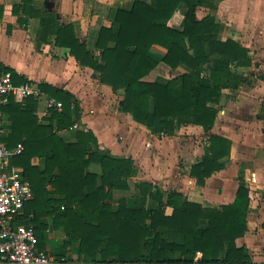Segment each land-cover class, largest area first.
<instances>
[{
    "label": "crops",
    "instance_id": "obj_1",
    "mask_svg": "<svg viewBox=\"0 0 264 264\" xmlns=\"http://www.w3.org/2000/svg\"><path fill=\"white\" fill-rule=\"evenodd\" d=\"M135 1L34 0V7L54 15L63 26H73L76 36L101 64L102 53L97 48L101 28L111 27L117 11L131 9ZM141 1L151 4L153 0ZM199 1L197 18L213 19L219 28V40H233L248 50L251 65L234 71L250 83L223 91L211 130L182 125L173 133L156 134L123 109L124 88L114 90L104 83L100 72L82 65L69 48L57 45L56 37L39 40L41 20L24 14L22 8L14 13V7H22V0H0V66L13 73L17 85L29 82L39 90L36 95L24 98L17 94L10 100L14 106L31 111L28 118L34 119L37 126V133L32 135V139L37 138L32 141L34 150L42 151L30 158L21 159L18 155L12 160V164L28 176L33 190L20 218L23 224L35 230L38 247L60 263L98 262L80 254L79 242L66 246L68 236L64 218L57 214L61 195L53 185L60 174L57 165L61 162L53 163L43 155L44 140L51 128L67 143H75L78 132L91 133L95 142L89 144L86 158L90 154L104 155L119 163L120 167L110 173L114 187L110 191L107 188L105 200L113 212H119L123 207L131 210L144 207L152 212L163 211L171 218L176 208L169 204V198L174 193L182 196V203L188 201L204 208H219L232 204L240 182H245L250 190L248 230L236 240V245L245 248L249 256L243 264H264V0ZM187 12L188 4L180 3L169 26L181 29ZM166 54L167 49L162 46L151 47L149 56L160 65L143 80L165 84L174 74L188 71L184 65L175 71L164 65L162 61ZM42 85L72 95L71 107L75 116L72 127L57 128L56 122L52 121L56 110L49 107L50 100L57 99L42 90ZM6 106L1 119V140L8 145L7 141L14 134L12 114L15 115V110L9 112ZM77 111L79 117H76ZM29 131L31 129L27 127L22 128L23 136H19L17 144L28 142L26 132ZM212 135L229 139L231 154L223 160L224 169L200 185L191 171L201 161ZM73 160L74 157L69 158V162ZM88 173L96 175L97 188L103 187L105 170L102 162L92 161L84 171V174ZM116 182L118 187H115ZM82 193L88 191L85 189ZM64 210L65 205L61 204V211ZM150 223L147 220V224ZM207 225V220L200 222L202 228ZM158 232L168 243L181 245L184 242L183 235L175 229L161 226ZM182 259L181 252H168L167 262L162 264H225L203 262L201 251H197L192 263H184Z\"/></svg>",
    "mask_w": 264,
    "mask_h": 264
},
{
    "label": "trees",
    "instance_id": "obj_2",
    "mask_svg": "<svg viewBox=\"0 0 264 264\" xmlns=\"http://www.w3.org/2000/svg\"><path fill=\"white\" fill-rule=\"evenodd\" d=\"M22 1V7H14V13L22 8L24 14L41 20L39 40L56 37L57 45L69 48L82 65L100 72L104 83L114 90L124 88L123 109L153 133L170 134L182 125L211 130L223 91L250 83L234 71L251 65L248 50L233 40H219V28L213 19L197 18L199 0H153L151 4L136 0L131 9H119L111 27H102L99 33L97 48L102 53L101 64L76 36L73 26H63L54 15L37 10L34 0ZM182 2L188 4L185 21L181 29L172 28L169 20ZM154 45L167 49L164 65L172 71L184 65L188 71L174 74L165 84L143 80L160 65L149 56ZM15 79L14 76L17 84ZM41 88L63 103V109L54 111L52 118L57 128L72 127L75 123L72 95L45 85ZM14 105L10 102L6 106L9 112L15 110V115L12 114L14 134L7 141L8 145L17 144L19 136H23L22 128L27 127L31 129L26 132L29 139L22 142L25 148L18 158L42 154L34 150L32 141L37 138L32 139V135L37 133V126L34 119L28 118L31 111ZM76 117H79L78 111ZM44 141L43 155L53 163L61 162L57 165L60 174L53 185L61 195L57 214L64 218L66 246L79 242L80 254L101 264H162L167 262V253L173 251L181 252L184 263H192L197 251L202 252L205 263L243 264L249 260L245 248L236 245V240L248 230L250 190L245 182H240L236 200L219 208H204L188 201L182 203V196L174 193L169 198V204L176 208L171 218L163 211L152 212L144 207L138 210L123 207L113 212L105 200L107 188L110 191L114 187L110 173L120 166L104 155L90 154L86 158L89 144L95 142L94 136L78 132L77 141L67 143L51 128ZM230 154L229 139L210 136L205 154L193 166L192 175L204 185L208 177L224 169L223 160ZM71 157L74 160L69 162ZM96 160L102 162L105 170L101 188L96 187V175L84 174L88 165ZM85 189L88 193L83 194ZM156 198L161 201L157 195ZM61 204L65 205L64 211ZM147 220L151 221L150 225ZM202 220L208 221L207 227L200 226ZM18 223L23 224L20 217ZM161 226L182 234L183 244L162 239L158 232Z\"/></svg>",
    "mask_w": 264,
    "mask_h": 264
},
{
    "label": "built area",
    "instance_id": "obj_3",
    "mask_svg": "<svg viewBox=\"0 0 264 264\" xmlns=\"http://www.w3.org/2000/svg\"><path fill=\"white\" fill-rule=\"evenodd\" d=\"M38 93L39 90L29 82L17 85L13 73L0 66V264H62L38 247L33 227L18 223L33 190L23 172L12 164L13 158L22 154L23 144L9 147L1 140L3 108L11 97L20 94L25 98ZM49 107L61 111L63 103L51 99Z\"/></svg>",
    "mask_w": 264,
    "mask_h": 264
}]
</instances>
